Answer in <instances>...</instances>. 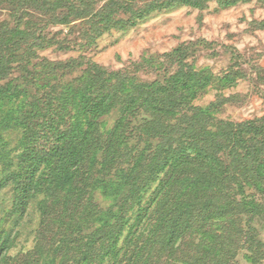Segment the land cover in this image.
Returning <instances> with one entry per match:
<instances>
[{"label":"trees","instance_id":"trees-1","mask_svg":"<svg viewBox=\"0 0 264 264\" xmlns=\"http://www.w3.org/2000/svg\"><path fill=\"white\" fill-rule=\"evenodd\" d=\"M41 1L47 12L64 11L56 24L85 17L94 4ZM218 1L230 7L239 0ZM157 4L163 6L152 9L203 2ZM20 34L16 28L0 30V163L5 166L0 188L13 187L19 218L42 195L46 204L51 197L59 201L75 227L83 217L89 230L85 237L61 234L37 264H67L71 252L74 264H231L228 258L239 253V245L250 247L257 260L261 241L251 222L262 207L249 190L264 193V119L217 121L219 102H194L209 89L228 87L233 75L220 78L187 68L191 49L186 46L169 54L181 70L153 82L97 64L68 81L69 66L44 59L37 64L40 71L20 64V73H28L26 86L36 85L32 100L19 78L9 80L22 44L31 38ZM13 132L18 137L10 142L6 135ZM143 138L141 147L137 140ZM98 193L107 206H100ZM58 209L43 210L42 227ZM13 240L6 234L0 264H7Z\"/></svg>","mask_w":264,"mask_h":264},{"label":"rangeland","instance_id":"rangeland-1","mask_svg":"<svg viewBox=\"0 0 264 264\" xmlns=\"http://www.w3.org/2000/svg\"><path fill=\"white\" fill-rule=\"evenodd\" d=\"M167 1L94 0V4L86 8L88 15L85 17L56 24V18H61L64 12L61 9L55 13L47 12L41 0H36L35 4L3 0L0 3V30L16 28L22 32L19 37L23 40L31 34L19 50V63L12 64L14 71L9 80L19 78L29 91V99L33 100L36 85L26 86L28 73H20V66L27 65L30 72L40 71L37 64L48 59L69 66L68 81L80 78L90 64H97L109 72H129L142 82L163 81L166 76L181 70L179 63L171 62L169 54L186 46L191 49L190 57L185 61L187 68L220 78L233 75L236 79L224 89H209L194 101L196 106L219 102L218 110L214 112L217 121L240 123L264 119V0H239L230 7L218 0H201L202 7L152 9L163 6L157 2ZM78 3L82 4L80 0ZM100 14L108 17L104 21L96 20ZM166 70L170 73H165ZM117 117L118 113H115L109 118L108 127H113ZM12 134L6 135L10 142L18 137V132ZM145 139L137 140V143L143 147ZM4 167L0 163V179ZM249 193L262 207V213L251 222L261 241V251L254 260L256 255L246 249L250 247L244 249L239 245L236 247L239 253L228 258L231 264H264V193L254 190ZM99 194L98 203L107 206ZM15 199L12 186L0 188V247L6 234H11L14 239L12 247L6 251L7 264H37L39 254L52 252L56 238L61 234L71 236V231L77 237L88 234L84 218L79 216V227H75L63 214V206L52 197L47 204L42 195L32 200L22 218L14 213ZM54 205L59 208L57 215H52L47 220V227H42L43 212ZM119 244L122 246V241ZM38 246H41L39 251ZM74 257L71 252L66 263L74 264ZM60 259L61 255L58 261Z\"/></svg>","mask_w":264,"mask_h":264}]
</instances>
